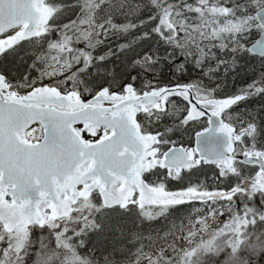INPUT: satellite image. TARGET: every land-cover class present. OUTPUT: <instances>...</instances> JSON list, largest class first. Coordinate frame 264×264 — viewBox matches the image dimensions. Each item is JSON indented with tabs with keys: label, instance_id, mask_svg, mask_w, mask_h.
Here are the masks:
<instances>
[{
	"label": "snow or ice",
	"instance_id": "snow-or-ice-1",
	"mask_svg": "<svg viewBox=\"0 0 264 264\" xmlns=\"http://www.w3.org/2000/svg\"><path fill=\"white\" fill-rule=\"evenodd\" d=\"M0 264H264V0H0Z\"/></svg>",
	"mask_w": 264,
	"mask_h": 264
}]
</instances>
